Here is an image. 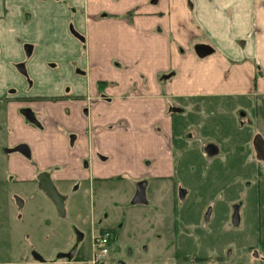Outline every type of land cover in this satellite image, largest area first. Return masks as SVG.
Wrapping results in <instances>:
<instances>
[{"label":"crops","instance_id":"crops-1","mask_svg":"<svg viewBox=\"0 0 264 264\" xmlns=\"http://www.w3.org/2000/svg\"><path fill=\"white\" fill-rule=\"evenodd\" d=\"M210 106L243 112L264 140V0H0L10 233L29 243L0 264H114L129 248L162 264V179L184 123ZM130 226L156 243L121 246ZM111 230L108 258L92 263ZM89 234L88 256L73 243Z\"/></svg>","mask_w":264,"mask_h":264},{"label":"rangeland","instance_id":"rangeland-1","mask_svg":"<svg viewBox=\"0 0 264 264\" xmlns=\"http://www.w3.org/2000/svg\"><path fill=\"white\" fill-rule=\"evenodd\" d=\"M218 108L201 107L189 116L193 123H184L182 137L175 138L176 172L162 179V264H264V168L253 145L256 135L241 117L243 112ZM8 134L4 123L0 124V261L21 244L29 246L10 233L15 214L8 204L17 209L13 196L19 188L13 176L6 179L4 175L1 147ZM236 212L239 220L234 224ZM125 234L127 240L121 238V246L147 248L156 243L143 239L148 234L133 226ZM73 244H80L90 255V234ZM129 249L126 255L115 249L114 264H132L134 257L145 263L146 249L135 256V250Z\"/></svg>","mask_w":264,"mask_h":264},{"label":"water","instance_id":"water-1","mask_svg":"<svg viewBox=\"0 0 264 264\" xmlns=\"http://www.w3.org/2000/svg\"><path fill=\"white\" fill-rule=\"evenodd\" d=\"M29 115V111H25ZM255 151L260 159L264 161V140L260 135H257L253 141ZM212 149H210L211 151ZM39 186L44 193L54 202L58 209L64 206V197L56 189L49 173H42L39 176ZM144 195L140 194L137 201H143ZM238 223V216L234 217V224Z\"/></svg>","mask_w":264,"mask_h":264},{"label":"flooded vegetation","instance_id":"flooded-vegetation-1","mask_svg":"<svg viewBox=\"0 0 264 264\" xmlns=\"http://www.w3.org/2000/svg\"><path fill=\"white\" fill-rule=\"evenodd\" d=\"M259 160H260V162L261 163H263L264 164V161L262 160V159H260L259 158ZM19 203L20 204H22V201L21 200H19ZM54 203V202H53ZM59 211H60V213L63 215L64 214V206H63V208L62 209H59ZM235 215H237L238 216V213L236 212L235 214H234V216H233V223H234V217H235ZM238 220H239V217H238ZM108 235L107 236V238L110 236V233H104V234H101L100 236H98V237H103V236H105V235ZM97 237V238H98ZM97 238H96V240H97ZM94 248H95V252H94V255H93V258H92V263H98V262H101V261H105L107 258H108V255H109V250H108V255H107V257L105 258V259H103V260H98L97 259V255H98V253H99V251H98V248L96 247V241H95V244H94ZM258 256V255H257ZM67 258H69L66 254H64V255H60L59 257H58V260H62V261H65ZM44 264H52V263H48V262H43Z\"/></svg>","mask_w":264,"mask_h":264},{"label":"built area","instance_id":"built-area-1","mask_svg":"<svg viewBox=\"0 0 264 264\" xmlns=\"http://www.w3.org/2000/svg\"><path fill=\"white\" fill-rule=\"evenodd\" d=\"M107 234L105 236L98 237L96 240V247L98 248V255L97 259L98 260H103L107 257L108 255V248H107Z\"/></svg>","mask_w":264,"mask_h":264}]
</instances>
